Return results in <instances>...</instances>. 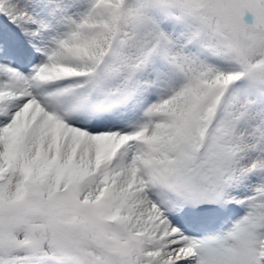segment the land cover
Instances as JSON below:
<instances>
[{"label": "snow or ice", "instance_id": "obj_1", "mask_svg": "<svg viewBox=\"0 0 264 264\" xmlns=\"http://www.w3.org/2000/svg\"><path fill=\"white\" fill-rule=\"evenodd\" d=\"M0 264H264V0H0Z\"/></svg>", "mask_w": 264, "mask_h": 264}]
</instances>
